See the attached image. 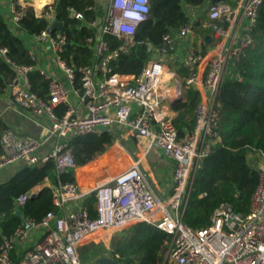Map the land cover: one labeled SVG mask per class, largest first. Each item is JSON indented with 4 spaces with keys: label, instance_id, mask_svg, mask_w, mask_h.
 <instances>
[{
    "label": "built area",
    "instance_id": "2783aa9c",
    "mask_svg": "<svg viewBox=\"0 0 264 264\" xmlns=\"http://www.w3.org/2000/svg\"><path fill=\"white\" fill-rule=\"evenodd\" d=\"M262 1L222 0L216 4L210 1L202 21L208 30L206 34H195V18L188 13L190 21L163 34L159 46L148 43L151 55L137 74L113 72L109 61L120 51L144 42L135 38V32L149 16L150 0H94L96 17L87 25L91 31L88 41L92 56L89 63L76 68L60 55L66 43L64 33L57 30L49 33L44 28L32 34L34 40L49 44L70 86L37 67L31 50L28 54L34 63L11 62L16 74L5 86L7 105L44 115L54 143L41 152L37 138L19 137L7 128L0 136V171L12 163L22 167L50 159L55 161L58 172L73 170L76 166L68 147L69 137L123 127L146 139L147 149L169 158L172 173L170 192L162 195L150 184L141 160L131 157L128 165L104 178L92 191L94 215L80 203L84 193L76 181L61 183L52 197L57 210L47 211L39 222L26 221L46 231L38 243L24 249L19 264H80V248L85 242L109 247L113 236L124 234L138 222L155 224L168 235L161 264H264L263 151L249 153L250 166L258 171L259 182L247 213L235 212L221 204L214 209L206 226L195 228L182 220L195 173L220 140L215 106L219 85L230 62L252 44V29ZM47 4L51 7L52 2ZM16 5L11 10L15 21L25 13L27 4L19 5L18 9ZM33 9L40 16L43 7ZM75 15L81 17L79 13ZM106 34L116 36L120 45L110 49ZM206 35L209 39H205ZM162 59L170 62L177 59L184 69L183 77L179 78L176 69H170ZM34 69L47 78L44 96L31 90L28 72ZM171 82L180 84L178 93H182L183 86L199 92L194 125L182 137L162 106L168 100ZM72 96L83 105L82 111L73 108ZM61 103H66L67 108L59 115L57 106ZM121 147L119 141L113 140L107 149L114 153ZM27 197L19 195L17 205H22ZM28 228L18 227L13 235L4 237L0 243V264H12L10 250L17 241L27 238Z\"/></svg>",
    "mask_w": 264,
    "mask_h": 264
},
{
    "label": "trees",
    "instance_id": "16d2710c",
    "mask_svg": "<svg viewBox=\"0 0 264 264\" xmlns=\"http://www.w3.org/2000/svg\"><path fill=\"white\" fill-rule=\"evenodd\" d=\"M40 8L52 0H20ZM205 0H150L149 16L141 22L135 38L144 42L134 44L120 51L109 61L111 71L121 74H137L151 55L148 43L159 46L163 34L176 30L190 21L191 8L200 6ZM94 0H54L51 7L44 5L40 16L35 15L33 6L27 5L25 13L11 25L0 11V91L16 74L11 62L34 63L28 54L23 33L36 34L46 28L52 14L63 22L66 43L61 57L73 67L87 64L92 56L88 38L91 31L88 23L95 19ZM19 8V5H16ZM76 13L81 17H76ZM12 15V14H11ZM204 16L198 17L195 29L201 34L208 33L203 27ZM253 42L247 46L237 60L230 62L216 94V110L219 115V142L202 160L191 184L182 220L191 227L210 224L211 215L221 204L235 212L245 214L250 209L252 195L259 182L258 171L250 166L249 153L264 152V0L252 29ZM110 49L120 45L114 35L106 34ZM5 49V51H1ZM179 78L184 69L175 67ZM31 90L44 96L47 78L39 70L28 72ZM75 85H79V73H75ZM181 98L172 104L177 112L173 122L178 136L182 137L194 125V108L199 100L198 90L182 87ZM66 103L57 106L61 115ZM8 127L0 120V136ZM117 135L115 129L104 128L98 133L72 135L68 147L75 166H80L105 151ZM2 151L0 145V152ZM89 167V166H88ZM86 167V168H88ZM67 181H75L70 170L58 172L55 161L50 159L41 164L25 165L0 182V243L6 235H13L27 220L39 222L53 205L54 189ZM40 185V191L32 198L27 197L17 205V197L29 194ZM94 192L83 198V204L94 210ZM19 208L21 215L16 213ZM168 235L155 224L138 222L124 234L111 238L109 247L102 243H87L80 249V264L90 262L103 253L115 258L118 264H161L167 246ZM15 246L10 250L12 264H19L23 253ZM87 263V264H88ZM86 264V263H85Z\"/></svg>",
    "mask_w": 264,
    "mask_h": 264
},
{
    "label": "crops",
    "instance_id": "0c3cea01",
    "mask_svg": "<svg viewBox=\"0 0 264 264\" xmlns=\"http://www.w3.org/2000/svg\"><path fill=\"white\" fill-rule=\"evenodd\" d=\"M53 1L54 0L51 2ZM14 4H27L34 6L31 3L22 2L20 0H0V11L5 15L11 25H13L15 21L11 15V10ZM206 8L207 7L202 5L193 7L190 9L189 14L191 17L195 18L196 21L198 17L204 16ZM199 33L200 32L195 29V34L197 35ZM23 37L28 50H31L34 53L36 66L44 69L49 75L59 78L67 86H70L64 73L58 68L49 44L47 42L36 41L32 38V35L27 33H23ZM171 62L174 66L178 65L177 59H174V61L172 60ZM170 86L171 84H169V90ZM7 98V90L4 89L0 91V120L8 127V129L14 131L19 137L30 135L37 138L39 140V150L41 152L50 149L54 143V137L47 129V118L44 115L36 114L30 110L9 106L6 103ZM166 101L168 102V105L163 104V102ZM163 102L162 106L164 110L173 120L177 115V112L171 108L172 103L169 100H164ZM70 103L76 112L82 111L83 105L75 96L71 97ZM112 129H115L117 132L114 140L119 141L122 146L121 150L113 153L106 149L92 160L80 166H76L73 169L72 173L75 177V181L81 192L84 193V196L80 199V203L83 204V198L88 196L100 181L119 171L123 166L128 165L131 162V157H138L141 160L147 178L155 190L162 195L169 194L172 173L171 160L154 149H147L146 139L137 137L132 131L123 127H114ZM20 167V164L12 163L7 168L0 171V182L16 172ZM45 231L46 228L42 226H30L28 228L27 238L22 242H16L17 252L19 254L23 253L25 248L38 243ZM91 242L93 241L85 242L84 244ZM106 254L107 253H103L100 255ZM90 264L95 263L92 262Z\"/></svg>",
    "mask_w": 264,
    "mask_h": 264
},
{
    "label": "water",
    "instance_id": "95a60500",
    "mask_svg": "<svg viewBox=\"0 0 264 264\" xmlns=\"http://www.w3.org/2000/svg\"><path fill=\"white\" fill-rule=\"evenodd\" d=\"M212 4H216L219 1L222 0H210ZM46 29L49 33H52L54 31H58L60 34H63V22L59 21L56 16L54 14L51 15L49 22L46 26ZM205 39H209V35L205 36ZM67 44V43H66ZM170 90L168 91V93L166 94L167 99L173 104L175 103L177 100H179L181 98V93H178L177 90L180 87V84L177 82H171L170 83ZM71 172H73V170H70ZM53 189L55 190L57 188L56 185H52ZM40 187H33L30 191V193L28 194L29 198H32L33 196H35L39 191H40ZM16 213L18 215H21V211L19 210V208H16ZM25 226L28 228L30 227V225L25 222ZM9 236V235H6ZM94 263L95 264H118V261L109 256V255H99L94 259Z\"/></svg>",
    "mask_w": 264,
    "mask_h": 264
},
{
    "label": "rangeland",
    "instance_id": "374dc122",
    "mask_svg": "<svg viewBox=\"0 0 264 264\" xmlns=\"http://www.w3.org/2000/svg\"><path fill=\"white\" fill-rule=\"evenodd\" d=\"M47 3H48V2H44V3L42 4V7H44V5L47 4ZM209 3H210L209 0H205V1L203 2L202 6H204V7H208ZM161 61H162L163 63H165L170 69H175V66L173 65V63L170 62V61H168L167 59H162ZM163 104L168 105V102H167V101H166V102H163ZM35 187H36V188H37V187H40V185H37V186H35ZM92 262H94V260L90 261L89 263H88V262H85V263H86V264H87V263L90 264V263H92ZM85 263H82V264H85Z\"/></svg>",
    "mask_w": 264,
    "mask_h": 264
},
{
    "label": "bare ground",
    "instance_id": "6f19581e",
    "mask_svg": "<svg viewBox=\"0 0 264 264\" xmlns=\"http://www.w3.org/2000/svg\"><path fill=\"white\" fill-rule=\"evenodd\" d=\"M166 76H169L168 74H166Z\"/></svg>",
    "mask_w": 264,
    "mask_h": 264
}]
</instances>
